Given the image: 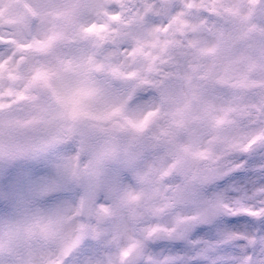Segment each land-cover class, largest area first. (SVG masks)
Instances as JSON below:
<instances>
[{
  "label": "snow or ice",
  "instance_id": "6c2138e0",
  "mask_svg": "<svg viewBox=\"0 0 264 264\" xmlns=\"http://www.w3.org/2000/svg\"><path fill=\"white\" fill-rule=\"evenodd\" d=\"M261 256L264 0H0V264Z\"/></svg>",
  "mask_w": 264,
  "mask_h": 264
},
{
  "label": "clouds",
  "instance_id": "9594fccd",
  "mask_svg": "<svg viewBox=\"0 0 264 264\" xmlns=\"http://www.w3.org/2000/svg\"><path fill=\"white\" fill-rule=\"evenodd\" d=\"M110 206V205H109ZM125 219V217H110L109 220L116 221L117 223L122 222V220ZM262 261H264V256L259 257Z\"/></svg>",
  "mask_w": 264,
  "mask_h": 264
}]
</instances>
